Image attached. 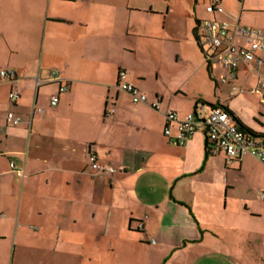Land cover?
I'll return each mask as SVG.
<instances>
[{"label": "crops", "instance_id": "1", "mask_svg": "<svg viewBox=\"0 0 264 264\" xmlns=\"http://www.w3.org/2000/svg\"><path fill=\"white\" fill-rule=\"evenodd\" d=\"M218 1L220 14L209 0H0V70L16 72L0 77V264H264V209L227 206L237 176L264 165L207 154L203 129L184 145L164 134L166 112L220 104L264 139L250 91L264 68L240 61L230 95L194 37L210 18L264 29V0ZM120 69L148 103L116 86ZM52 72L67 86L55 106L58 83L35 79ZM90 153L115 172L93 171Z\"/></svg>", "mask_w": 264, "mask_h": 264}, {"label": "built area", "instance_id": "2", "mask_svg": "<svg viewBox=\"0 0 264 264\" xmlns=\"http://www.w3.org/2000/svg\"><path fill=\"white\" fill-rule=\"evenodd\" d=\"M205 10L208 13L220 14L223 12V7L218 0H209ZM198 26V41L206 60L214 59L223 69L218 77V82L221 85H228L230 95L241 92L242 89L236 84L238 63L243 61L264 68V29L230 26L227 21L219 18L205 19ZM237 38L241 39V45L235 43ZM15 75L16 72L12 68L0 70L1 78H12ZM35 79L37 85L48 82L58 83V91L51 96L49 101L51 106H55L59 101V95L67 90V86L61 83L62 80L55 72L50 74L49 80H42L38 77ZM116 86L128 93L134 103H148L147 95L126 79V71L123 69L118 71ZM250 91L260 94L261 101L264 102V82L251 87ZM8 97L11 102H15L18 94L12 90ZM150 106L159 109V100H154ZM34 110L43 112L40 107H36ZM108 113H112V110H108ZM165 118L168 123L176 122L175 131L172 133L169 125H166L164 134L171 135L173 141L178 145H184L194 132L203 129L208 142L209 154L221 152L228 164H232L242 156L251 155L264 164V139L258 141L252 135L246 134L231 120V115L219 107H211L204 118H199L193 113L179 118L174 111L166 112ZM6 120L12 125H17L22 119L9 111ZM88 158L93 171H106L110 174L115 172L113 167L100 164L96 160L95 154L90 153ZM9 167L18 177L24 175L23 169L15 167L13 161H10ZM261 198L264 199V192L261 194Z\"/></svg>", "mask_w": 264, "mask_h": 264}, {"label": "rangeland", "instance_id": "3", "mask_svg": "<svg viewBox=\"0 0 264 264\" xmlns=\"http://www.w3.org/2000/svg\"><path fill=\"white\" fill-rule=\"evenodd\" d=\"M257 161L259 160L257 159ZM260 163L263 164L262 162ZM249 165L254 167L255 174L251 176L249 172L245 171L241 175L237 176V180H239L238 189L228 198L227 206L229 208L264 209V199L260 196V192H264V170L256 163L251 162ZM258 176L262 179L260 178L257 182H255ZM246 256L247 255H245V258H247ZM197 264H204V261L202 260Z\"/></svg>", "mask_w": 264, "mask_h": 264}, {"label": "trees", "instance_id": "4", "mask_svg": "<svg viewBox=\"0 0 264 264\" xmlns=\"http://www.w3.org/2000/svg\"><path fill=\"white\" fill-rule=\"evenodd\" d=\"M194 37H195V39H196V42H197L198 47L200 48V50L203 51L201 45L199 44V41H198V35H196V30H194ZM203 52H204V51H203ZM210 106H212V107H219V108H221V109L227 111L230 115H232L231 111H230L226 106H224V105H220V104H217V105H216V104H211ZM237 125H238V127H239L240 129L244 130L246 134H248V135H252V136H253V132H252L248 127H246L245 125H243L241 122L238 121V124H237ZM206 153L209 154V148H208V142H207V141H206Z\"/></svg>", "mask_w": 264, "mask_h": 264}]
</instances>
